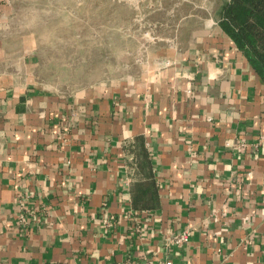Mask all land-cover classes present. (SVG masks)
<instances>
[{"label": "crops", "instance_id": "obj_1", "mask_svg": "<svg viewBox=\"0 0 264 264\" xmlns=\"http://www.w3.org/2000/svg\"><path fill=\"white\" fill-rule=\"evenodd\" d=\"M18 1L0 0V264H264V80L219 13L170 0L140 72L65 92Z\"/></svg>", "mask_w": 264, "mask_h": 264}, {"label": "rangeland", "instance_id": "obj_2", "mask_svg": "<svg viewBox=\"0 0 264 264\" xmlns=\"http://www.w3.org/2000/svg\"><path fill=\"white\" fill-rule=\"evenodd\" d=\"M221 1L192 0L188 4L207 16L218 13ZM171 3L19 0L22 14L15 22L20 30L16 34L28 42L27 49L40 56L37 73L43 82L65 92L74 91L140 72L148 46L158 42L161 34L171 37L176 29L175 18L169 16Z\"/></svg>", "mask_w": 264, "mask_h": 264}, {"label": "trees", "instance_id": "obj_3", "mask_svg": "<svg viewBox=\"0 0 264 264\" xmlns=\"http://www.w3.org/2000/svg\"><path fill=\"white\" fill-rule=\"evenodd\" d=\"M220 23L264 80V0H222Z\"/></svg>", "mask_w": 264, "mask_h": 264}, {"label": "built area", "instance_id": "obj_4", "mask_svg": "<svg viewBox=\"0 0 264 264\" xmlns=\"http://www.w3.org/2000/svg\"><path fill=\"white\" fill-rule=\"evenodd\" d=\"M261 140H264V138H262ZM190 237V231L189 230H184L183 232L174 235L170 242L172 244H176L178 246L188 242ZM144 264H153L152 260H147ZM160 264H181L180 262H175L174 260H172L171 258H167L165 260H163Z\"/></svg>", "mask_w": 264, "mask_h": 264}]
</instances>
